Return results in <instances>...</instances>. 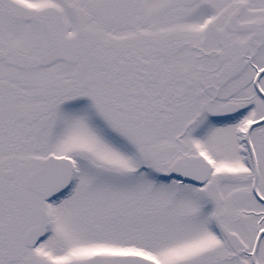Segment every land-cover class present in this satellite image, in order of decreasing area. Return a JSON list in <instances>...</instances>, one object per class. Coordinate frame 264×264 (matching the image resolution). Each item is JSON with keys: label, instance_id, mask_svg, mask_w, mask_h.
<instances>
[{"label": "snow or ice", "instance_id": "snow-or-ice-1", "mask_svg": "<svg viewBox=\"0 0 264 264\" xmlns=\"http://www.w3.org/2000/svg\"><path fill=\"white\" fill-rule=\"evenodd\" d=\"M0 264H264V0H0Z\"/></svg>", "mask_w": 264, "mask_h": 264}]
</instances>
